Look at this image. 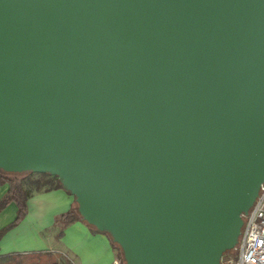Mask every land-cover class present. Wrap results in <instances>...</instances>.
<instances>
[{
    "label": "water",
    "instance_id": "1",
    "mask_svg": "<svg viewBox=\"0 0 264 264\" xmlns=\"http://www.w3.org/2000/svg\"><path fill=\"white\" fill-rule=\"evenodd\" d=\"M0 169L125 264H221L264 182V0H0Z\"/></svg>",
    "mask_w": 264,
    "mask_h": 264
},
{
    "label": "crops",
    "instance_id": "2",
    "mask_svg": "<svg viewBox=\"0 0 264 264\" xmlns=\"http://www.w3.org/2000/svg\"><path fill=\"white\" fill-rule=\"evenodd\" d=\"M6 189V183L0 184V197ZM33 194H36L35 199L37 201L57 206L61 208L60 211L49 214L47 207L31 208L30 201ZM27 205L28 211L25 217L0 239V254L11 251L39 250L52 246L53 244L47 239L48 236L43 234L45 227L53 232L56 229L58 231V225L55 224L54 218L73 205V198L72 194L62 188L34 191L30 194ZM15 213L16 204L13 201L5 205L0 210V227L10 221ZM94 228L81 218L69 223L64 227L62 236L56 238L52 250L60 253H71L77 264H110L112 258L111 244L102 232L98 230L92 232ZM32 237L37 239L36 242H31Z\"/></svg>",
    "mask_w": 264,
    "mask_h": 264
},
{
    "label": "trees",
    "instance_id": "3",
    "mask_svg": "<svg viewBox=\"0 0 264 264\" xmlns=\"http://www.w3.org/2000/svg\"><path fill=\"white\" fill-rule=\"evenodd\" d=\"M17 172H7L0 169V184L6 183L7 189L0 197V210L13 201L16 204L15 216L0 227V239L11 228L15 227L26 215L28 211L27 200L30 194L34 191L49 190V189H64L58 177L48 172H39V176L30 178L28 172L22 175ZM28 181L33 183L32 188L26 185ZM65 190V189H64ZM80 215L74 205H71L65 211L57 214L54 218L55 224L58 225V231L55 237L58 239L63 234V229L66 225L80 219ZM97 231L93 229L92 232ZM111 244L116 248V257L119 264H125L120 247L112 240ZM223 252L222 257L228 251ZM221 257V258H222ZM56 254L53 250H30V251H11L0 254V264H58Z\"/></svg>",
    "mask_w": 264,
    "mask_h": 264
},
{
    "label": "built area",
    "instance_id": "4",
    "mask_svg": "<svg viewBox=\"0 0 264 264\" xmlns=\"http://www.w3.org/2000/svg\"><path fill=\"white\" fill-rule=\"evenodd\" d=\"M243 224L233 255L221 258V264H264V182L249 210L243 214ZM110 264H119L113 258Z\"/></svg>",
    "mask_w": 264,
    "mask_h": 264
},
{
    "label": "rangeland",
    "instance_id": "5",
    "mask_svg": "<svg viewBox=\"0 0 264 264\" xmlns=\"http://www.w3.org/2000/svg\"><path fill=\"white\" fill-rule=\"evenodd\" d=\"M25 172H28L29 173L28 176L30 178L39 176V172H34V171H23V172H17L16 174L22 175ZM26 185L28 187H30V188L34 187L33 186V183L31 181H28V180H27ZM35 197H36V194H33L32 199L30 201V205H31L30 207L31 208H33V207H35V208H37V207L38 208H46L47 207V209H49V211H48L49 214L52 213V212H54V211H55V213H58V211H60L61 208H58L57 206H53V205H51L49 203H45L43 201H37L35 199ZM72 198H73V205L76 207L77 206V203L75 202L73 195H72ZM84 222H86V221L84 220ZM21 228H20V231H21ZM55 231L57 232V229ZM17 232H19V231H17ZM54 232L51 229L45 227V232L43 234L46 235V236H48L47 237L48 241L51 242L53 245L52 246H47V247H45L43 249H48V250H52L53 249V246H54V244L56 242V237H55V234L56 233H54ZM102 233L109 240V242L111 244V242H112L111 236L108 233H106V232H102ZM12 234H16V233H12ZM36 240L37 239H35L33 237L31 238V242H36ZM111 249H112V258H111L110 262L113 260V258H116V248L112 244H111ZM39 250H42V249H39ZM53 252L56 254V259L59 262L58 264H77L75 262L74 256L71 253H69V252L68 253L67 252L60 253V252H57V251H53ZM230 255H233V248H232V250H230V251H228V252H226L224 254V259H226Z\"/></svg>",
    "mask_w": 264,
    "mask_h": 264
}]
</instances>
